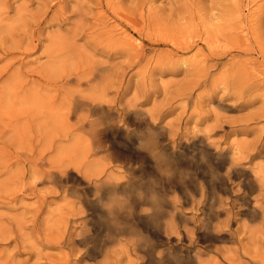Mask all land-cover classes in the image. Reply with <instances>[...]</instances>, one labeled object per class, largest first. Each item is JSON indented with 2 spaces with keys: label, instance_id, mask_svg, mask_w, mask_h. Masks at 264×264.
Here are the masks:
<instances>
[{
  "label": "rangeland",
  "instance_id": "374dc122",
  "mask_svg": "<svg viewBox=\"0 0 264 264\" xmlns=\"http://www.w3.org/2000/svg\"><path fill=\"white\" fill-rule=\"evenodd\" d=\"M0 264H264V0H0Z\"/></svg>",
  "mask_w": 264,
  "mask_h": 264
},
{
  "label": "bare ground",
  "instance_id": "6f19581e",
  "mask_svg": "<svg viewBox=\"0 0 264 264\" xmlns=\"http://www.w3.org/2000/svg\"><path fill=\"white\" fill-rule=\"evenodd\" d=\"M161 30V29H160ZM167 33V32H166ZM170 33V32H169ZM172 33V32H171ZM98 34V33H97ZM168 35V34H167ZM175 37V36H174ZM173 39V38H172ZM111 45V44H110ZM224 46V45H223ZM250 48V47H249ZM136 54V53H135ZM99 98V97H98ZM105 101V100H104ZM102 104V103H101ZM69 105V104H68ZM70 105H72V103H70ZM69 105V107H68V109H70V106ZM82 106H85L86 107V111H88V113H89V115L88 116H86L84 119H82L81 118V120L79 119L78 120V122L75 124V129L76 130H78V131H80V132H82V133H84L85 134V137L87 136V146H88V154H89V157H91V156H95V155H98V154H103V155H105V157L109 160V162H111L112 160H113V150H115L114 148L115 147H113V145H112V143L110 142V140H108V136L106 137V130L108 129V127L111 125L110 124V122L108 121V119H105L104 117H97V118H94V115H95V113H97V111L99 110V109H101V107L99 106V105H97V104H93V103H81V104H79L78 106L76 105H74V107H72L71 109H72V111H76V109H78L79 107H82ZM82 111V110H81ZM25 112V111H24ZM83 113V112H82ZM87 113V114H88ZM67 114H69V113H67ZM78 114V113H77ZM100 114H102V112L100 113ZM74 115H76V114H74ZM145 115V114H144ZM77 116V115H76ZM123 116V115H122ZM121 118V117H120ZM67 120H69V119H67ZM123 119H121V120H119V121H122ZM117 121V120H116ZM119 121H118V123H119ZM75 123V122H74ZM130 123V122H129ZM126 124H127V122H126ZM69 125H71V124H69ZM123 126V125H122ZM118 127V126H117ZM120 127V129H121V126H119ZM127 127H128V124H127ZM70 128H71V126H70ZM129 128V127H128ZM112 130V129H111ZM129 131H131V130H129ZM113 132V131H112ZM116 132V131H115ZM56 134V133H55ZM109 134V133H108ZM112 134H114V132L112 133ZM78 135H79V133H78ZM77 135V136H78ZM81 135V134H80ZM153 135V134H152ZM47 136V135H46ZM66 136V135H65ZM114 136V135H113ZM52 137V136H51ZM115 137V136H114ZM111 138V137H110ZM109 138V139H110ZM113 138V137H112ZM158 138V137H157ZM73 139V138H72ZM115 140V139H114ZM112 141V140H111ZM62 142V141H61ZM148 142H150V141H148ZM116 146V145H115ZM80 147V146H79ZM118 147V146H117ZM68 148V147H67ZM120 148V147H119ZM174 148V147H173ZM144 149H145V147H144ZM121 150H123V149H121ZM127 151V150H126ZM129 151V150H128ZM127 151V152H128ZM84 152V151H83ZM126 152V153H127ZM148 152H151L150 150L148 151ZM161 152V151H160ZM58 153V152H57ZM120 153V152H119ZM125 153V152H124ZM140 153H138V155H139ZM103 155H101V156H103ZM131 155V154H130ZM141 155V157H142V155L143 154H140ZM83 156V155H82ZM121 157H123V156H121ZM130 157V156H129ZM149 157H150V155H149ZM63 158V157H62ZM100 158V157H99ZM105 159V158H104ZM134 159V158H133ZM147 159V158H146ZM152 159V158H151ZM118 160H120V158L118 159ZM149 160V159H148ZM153 160V159H152ZM203 160V159H202ZM108 162V163H109ZM119 163V162H118ZM144 165V164H143ZM126 166V165H125ZM31 167V166H30ZM117 167V166H116ZM121 168V167H120ZM59 170V169H58ZM89 170V169H88ZM136 171H138V169L136 170ZM58 172V171H57ZM51 173V176H53V177H55V178H57V179H60V180H63V173H65V175H67V174H69V172H68V170H64L63 172H62V174L61 173ZM79 172V171H78ZM132 172V171H131ZM211 172V171H210ZM112 173V172H111ZM99 174V173H98ZM151 175V174H150ZM72 176L74 177V175L72 174ZM142 177V176H141ZM156 177V176H155ZM182 177V176H181ZM69 178L70 179H72L71 178V176H69ZM126 178V177H125ZM53 179V178H52ZM75 179L76 180H80L81 181V178L80 177H78V176H75ZM74 179V180H75ZM102 179V178H101ZM132 179H135V178H132ZM67 179H65V181H66ZM73 180V179H72ZM100 180V179H99ZM98 180V181H99ZM155 180V179H154ZM50 181V180H49ZM83 181V180H82ZM90 181L92 182V180L90 179ZM116 181H118V180H116ZM249 181V180H248ZM61 182V181H60ZM59 182V183H60ZM67 182V181H66ZM70 182V181H69ZM73 182V181H72ZM71 182V183H72ZM96 182V181H95ZM90 183V182H89ZM117 183V182H116ZM139 183V182H138ZM63 184V183H62ZM78 184V183H77ZM84 184H88L87 182H85L84 181ZM118 185H116L115 184V187H113V188H110V190L111 191H116L119 187H122V186H125V185H127V182H124V183H121V184H119V182L117 183ZM145 185H148V183L146 184V183H144ZM68 185V184H67ZM70 185V184H69ZM95 185V184H94ZM96 185H98L97 183H96ZM133 185H135V184H133ZM143 184H141V186H142ZM151 185V184H150ZM250 185L253 187V185H252V183H250ZM149 186V185H148ZM148 186H146V187H148ZM95 187V186H94ZM251 187V188H252ZM126 188H128V187H126ZM137 188V187H136ZM139 188V187H138ZM151 188V186L149 187V189ZM212 188V187H211ZM255 188V187H254ZM75 189V188H74ZM87 189V188H86ZM85 189V190H86ZM120 190V189H119ZM124 190V189H123ZM133 190H134V188H133ZM136 190H138V189H136ZM142 190V189H141ZM151 190V189H150ZM156 190H158V189H156ZM250 190H252V189H250ZM84 191V190H83ZM140 191V190H139ZM253 191V190H252ZM138 192V191H137ZM148 192H150V191H148ZM87 193V192H86ZM99 193V192H98ZM139 193V192H138ZM66 194V193H65ZM75 194V193H74ZM149 194V193H148ZM150 194H152V192L150 193ZM75 195H77V194H75ZM88 195V194H87ZM107 196V195H106ZM123 196H125V195H123ZM153 196V195H152ZM108 197H109V195H108ZM251 197V196H250ZM87 198H88V196H87ZM95 198V197H94ZM140 198V197H139ZM154 198H155V196H154ZM171 198V197H170ZM80 199H81V201L83 202L84 200H83V198H81L80 197ZM105 199V198H104ZM107 199V198H106ZM156 199V198H155ZM161 199V198H160ZM147 200V199H146ZM86 201V200H85ZM89 201V200H88ZM94 201V200H93ZM103 201V200H102ZM146 202V201H145ZM158 202V201H157ZM81 203V202H80ZM88 203H90V202H88ZM91 203H92V201H91ZM144 203V202H143ZM142 203V204H143ZM148 203V202H147ZM151 203H154V202H152V200H151ZM159 203V202H158ZM166 203V202H165ZM154 204H156L157 205V203H154ZM255 207V206H254ZM159 209V210H158ZM143 210V209H142ZM150 211V210H149ZM155 211H156V209H155ZM157 211L159 212L160 211V208H157ZM212 212V211H211ZM210 212V213H211ZM133 213V212H132ZM147 213V212H146ZM181 213V212H180ZM213 213V212H212ZM133 216H134V214H132ZM142 215V214H141ZM139 217H141V216H139ZM120 219V218H119ZM156 219V218H155ZM202 230V229H201ZM90 231H88L87 233H89ZM135 233V232H134ZM37 234V233H36ZM79 235V234H78ZM82 236V235H81ZM140 238V237H139ZM72 239V238H71ZM78 239V238H77ZM83 240H85V238L83 239ZM87 240V239H86ZM85 240V241H86ZM89 240V239H88ZM138 240H140V239H138ZM81 242V241H80ZM65 243V242H64ZM63 243V244H64ZM132 243V242H131ZM60 244V243H59ZM68 244V243H67ZM74 244V243H73ZM79 244V243H78ZM84 244V243H83ZM70 245H72V244H70ZM75 245H77V244H75ZM90 245V244H89ZM133 246V245H132ZM95 248V247H94ZM93 248V249H94ZM88 249V248H87ZM151 255V254H150ZM150 258V257H149ZM151 259V258H150ZM158 261H161V260H157L156 262H158ZM173 261V260H172ZM200 262V261H199ZM220 263V262H219Z\"/></svg>",
  "mask_w": 264,
  "mask_h": 264
},
{
  "label": "clouds",
  "instance_id": "9594fccd",
  "mask_svg": "<svg viewBox=\"0 0 264 264\" xmlns=\"http://www.w3.org/2000/svg\"><path fill=\"white\" fill-rule=\"evenodd\" d=\"M130 112L135 113L136 111H135V110H132V111H130ZM103 207H104L105 210L111 212L113 206H112L111 203H106V204L103 205Z\"/></svg>",
  "mask_w": 264,
  "mask_h": 264
}]
</instances>
